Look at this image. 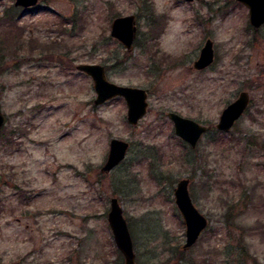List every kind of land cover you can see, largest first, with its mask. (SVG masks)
I'll list each match as a JSON object with an SVG mask.
<instances>
[{"label": "rangeland", "instance_id": "1", "mask_svg": "<svg viewBox=\"0 0 264 264\" xmlns=\"http://www.w3.org/2000/svg\"><path fill=\"white\" fill-rule=\"evenodd\" d=\"M15 2L0 0V264H124L108 223L113 197L138 264H264V24H250L249 8L237 0ZM131 14L137 38L128 52L111 24ZM208 39L215 61L197 70ZM79 64L146 89L147 114L132 126L123 97L95 105ZM244 90L247 110L217 135L222 111ZM169 112L211 129L193 148L175 135ZM113 138L131 146L104 172ZM182 178L209 221L188 250L174 199Z\"/></svg>", "mask_w": 264, "mask_h": 264}, {"label": "water", "instance_id": "2", "mask_svg": "<svg viewBox=\"0 0 264 264\" xmlns=\"http://www.w3.org/2000/svg\"><path fill=\"white\" fill-rule=\"evenodd\" d=\"M194 1V0H186ZM249 8L250 24L255 28L264 24V0H237ZM38 0H16V6L30 7L36 5ZM135 15L119 16L111 24V36L120 42L128 52L133 49L137 34ZM214 43L208 39L200 51L198 59L194 62V68L204 70L215 61ZM78 70L85 72L94 82L96 91L95 105H102L105 102L123 97L128 106L127 119L130 124L137 125L148 111V92L144 88L119 85L108 80L106 69L100 64H79ZM250 93L241 91L239 96L231 102L223 111L216 128L221 131H229L233 128L250 104ZM0 102V131L5 124L6 117L1 112ZM168 117L172 120L175 135L179 136L188 145L195 148L210 127L198 121L184 117L177 112H169ZM130 143L126 140L113 138L110 142V149L107 161L101 171L109 172L118 166L126 158ZM189 178H182L174 189L175 202L183 217L186 226V242L182 249L188 250L197 242L205 228H207L208 218L194 204L189 191ZM117 197L111 199V208L108 212V223L117 248L124 256V264H138L136 262V252L128 223L123 214V209Z\"/></svg>", "mask_w": 264, "mask_h": 264}, {"label": "trees", "instance_id": "3", "mask_svg": "<svg viewBox=\"0 0 264 264\" xmlns=\"http://www.w3.org/2000/svg\"><path fill=\"white\" fill-rule=\"evenodd\" d=\"M9 17H10V21L12 22L11 26H9V27H11V34L14 35L13 37H16L17 39H20L18 37L22 36V28L18 24H16L17 20L15 19V14H13V13L11 14L10 13ZM16 28H17V30H16ZM152 62L154 64H157V62H154V61H152ZM215 132L217 133V135H224V132H222V131L215 130ZM177 252H178V254H177ZM176 254L181 259V261L182 260L185 261V258H184L185 252L184 251H182V250H180V248H178V250L176 251ZM187 261L188 260H186L185 262L188 263Z\"/></svg>", "mask_w": 264, "mask_h": 264}]
</instances>
